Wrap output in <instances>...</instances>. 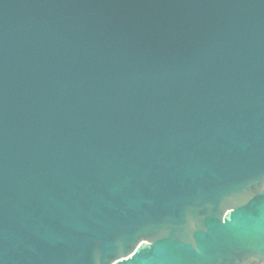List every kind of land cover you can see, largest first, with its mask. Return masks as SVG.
Here are the masks:
<instances>
[{"label": "water", "instance_id": "water-1", "mask_svg": "<svg viewBox=\"0 0 264 264\" xmlns=\"http://www.w3.org/2000/svg\"><path fill=\"white\" fill-rule=\"evenodd\" d=\"M0 264H264V0H0Z\"/></svg>", "mask_w": 264, "mask_h": 264}]
</instances>
